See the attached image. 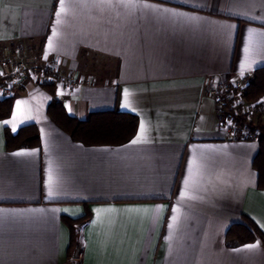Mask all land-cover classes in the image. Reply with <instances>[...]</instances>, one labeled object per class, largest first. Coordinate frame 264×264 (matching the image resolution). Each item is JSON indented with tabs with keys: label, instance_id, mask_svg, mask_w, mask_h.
I'll return each mask as SVG.
<instances>
[{
	"label": "crops",
	"instance_id": "crops-1",
	"mask_svg": "<svg viewBox=\"0 0 264 264\" xmlns=\"http://www.w3.org/2000/svg\"><path fill=\"white\" fill-rule=\"evenodd\" d=\"M0 44L89 82L34 79L7 97L0 264H264L259 239L226 241L243 217L264 234L258 142L220 129L205 95L264 67V0H0ZM52 100L78 120L133 114L137 132L84 145L49 118ZM28 124L39 145L6 149Z\"/></svg>",
	"mask_w": 264,
	"mask_h": 264
},
{
	"label": "trees",
	"instance_id": "trees-1",
	"mask_svg": "<svg viewBox=\"0 0 264 264\" xmlns=\"http://www.w3.org/2000/svg\"><path fill=\"white\" fill-rule=\"evenodd\" d=\"M50 94L53 86L43 84ZM264 94V67L256 69L250 76L249 85L244 93L246 100H253ZM12 98L0 101V118L10 113ZM47 115L72 140L87 146H117L128 143L135 136L138 128V118L127 112L118 110L96 111L89 114L85 120L70 116L61 103L52 100L47 107ZM39 133L34 124H28L18 129L15 134H5V147L8 150L34 148L39 145ZM258 151L252 160V167L257 173L258 189H264V136L258 140ZM83 219L77 221L78 224ZM259 239L264 245V234L252 220L243 217L241 222L233 223L226 231L228 245H239Z\"/></svg>",
	"mask_w": 264,
	"mask_h": 264
},
{
	"label": "built area",
	"instance_id": "built-area-1",
	"mask_svg": "<svg viewBox=\"0 0 264 264\" xmlns=\"http://www.w3.org/2000/svg\"><path fill=\"white\" fill-rule=\"evenodd\" d=\"M34 79H51L68 89L89 83L60 74L54 64L43 60L39 49L20 53L11 45L0 44V100ZM249 82L250 76L211 82L205 95L214 102L220 129L238 140L257 141L264 136V94L246 100Z\"/></svg>",
	"mask_w": 264,
	"mask_h": 264
},
{
	"label": "snow or ice",
	"instance_id": "snow-or-ice-1",
	"mask_svg": "<svg viewBox=\"0 0 264 264\" xmlns=\"http://www.w3.org/2000/svg\"><path fill=\"white\" fill-rule=\"evenodd\" d=\"M61 2H63V0H61ZM129 2H131V0H129ZM173 15H182V14H176V13H174ZM192 19H194V18H192ZM19 103V102H18ZM141 131H143V126H141ZM139 139H140V137L138 136L137 137V139H135V140H133L132 141V143H137V142H139ZM49 195H51V192H49ZM247 248H253V247H255V245H248V246H246Z\"/></svg>",
	"mask_w": 264,
	"mask_h": 264
},
{
	"label": "water",
	"instance_id": "water-1",
	"mask_svg": "<svg viewBox=\"0 0 264 264\" xmlns=\"http://www.w3.org/2000/svg\"><path fill=\"white\" fill-rule=\"evenodd\" d=\"M73 255L75 258L77 257V250L75 251V253Z\"/></svg>",
	"mask_w": 264,
	"mask_h": 264
}]
</instances>
